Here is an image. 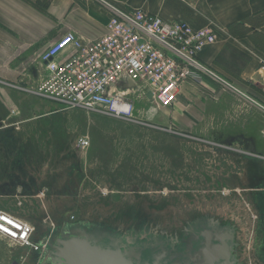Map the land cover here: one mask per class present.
<instances>
[{"label": "crops", "instance_id": "crops-1", "mask_svg": "<svg viewBox=\"0 0 264 264\" xmlns=\"http://www.w3.org/2000/svg\"><path fill=\"white\" fill-rule=\"evenodd\" d=\"M106 1L194 29L212 21L219 29L217 39L200 51V61L264 105L259 71L264 61V0ZM109 16L98 0H0V210L32 224L33 242L45 245L33 250L0 237V264H53V237L77 229L91 232L83 223L92 220L75 215L84 213L82 189L103 183L95 176V162L107 157L109 151L99 136L108 135H116L119 143L126 137L145 138L140 142L149 145L143 156L150 161L148 177H157L158 162L163 160L171 175L185 183L219 185L217 195L230 199L225 210L232 216L229 221L239 246L245 243L250 263L256 258L264 264V159L258 157H264L262 110L209 77L185 79L176 101L154 113L148 112L152 106L148 97L131 95L143 104L134 103L135 114L153 126L140 133L111 134L95 130L92 121L97 113L62 110L24 90L47 76L39 58L50 44L66 33L82 44L98 39ZM71 51L67 47L60 57ZM83 137L89 144L81 148L78 140ZM120 148L117 144L118 152ZM120 155L119 159L126 158L125 152ZM49 216L53 220H46ZM103 239L102 243L109 242ZM256 248L261 250H252Z\"/></svg>", "mask_w": 264, "mask_h": 264}, {"label": "built area", "instance_id": "built-area-1", "mask_svg": "<svg viewBox=\"0 0 264 264\" xmlns=\"http://www.w3.org/2000/svg\"><path fill=\"white\" fill-rule=\"evenodd\" d=\"M98 1L110 11L105 33L86 44L72 33L61 36L40 55L47 76L24 90L56 103L62 110H83L153 126L135 114L131 95L138 93L146 98L151 93L148 112L154 113L176 101L185 79L201 81L202 77H209L264 112L263 104L200 61V51L217 39L219 29L215 23L208 21L194 29L181 21H165L140 8L121 9L106 0ZM67 47L72 51L60 57ZM259 71L264 93V61ZM129 82L134 87H128ZM88 144L87 137L78 140L81 148ZM34 231L32 224L0 210V237L38 250L45 245L33 242Z\"/></svg>", "mask_w": 264, "mask_h": 264}, {"label": "rangeland", "instance_id": "rangeland-1", "mask_svg": "<svg viewBox=\"0 0 264 264\" xmlns=\"http://www.w3.org/2000/svg\"><path fill=\"white\" fill-rule=\"evenodd\" d=\"M134 103L136 107L143 106L136 99ZM93 117L95 130L104 129L103 133L134 134L148 126L98 113ZM139 118L144 120L141 116ZM100 137V144L109 151L105 153L107 157L104 161L95 162V176L103 183L90 184L82 189L81 197L86 199L81 200L84 213L76 214L75 218L101 220L115 227L147 229L149 225L157 224L160 229H166L170 225H181L186 218L196 214L211 213L228 220L232 217L228 209L225 210L229 206V197L217 195L219 185L185 183L177 174L171 175L172 170L166 167L163 160L158 162L157 177H148L146 172L150 161L144 157L149 145L140 142L145 139L142 135L126 137V142L120 143L116 135ZM94 138L98 139L96 136ZM117 144H121L122 152L117 151ZM124 152L126 158L119 159L118 156L121 154L123 157ZM155 179L157 182H151ZM46 220H53V217H46ZM247 252L245 243L241 242L239 258L243 264H253L245 254Z\"/></svg>", "mask_w": 264, "mask_h": 264}, {"label": "flooded vegetation", "instance_id": "flooded-vegetation-1", "mask_svg": "<svg viewBox=\"0 0 264 264\" xmlns=\"http://www.w3.org/2000/svg\"><path fill=\"white\" fill-rule=\"evenodd\" d=\"M62 218L65 220V217ZM81 221L84 220L82 219ZM88 225H90L89 229L91 232L96 234H101V231L105 230L111 237L115 238L117 236L119 244L126 250L141 251L142 261H150L153 255L165 250L167 264H184V262L207 264L205 263L206 251L215 245L221 246V241H223L226 247L231 245L229 255L230 258L235 259L234 264H243L238 256L240 246L236 239L235 227L228 219H222L215 214L202 213L189 216L181 225H170L166 229H160L157 224L149 225L147 229H135L130 226H128L129 228L125 226L115 227L101 220H92L89 223H85L84 221L83 227ZM104 225L117 229L116 235L106 230ZM230 230L232 231V240L229 239ZM56 233L58 234L59 231ZM68 233L65 232L64 234ZM213 250L219 252L217 248ZM252 250L259 251L261 249L256 248ZM218 254L214 257L217 258ZM216 258L212 264H221L223 262L221 256L218 259ZM252 259L254 264H262L256 258Z\"/></svg>", "mask_w": 264, "mask_h": 264}, {"label": "water", "instance_id": "water-1", "mask_svg": "<svg viewBox=\"0 0 264 264\" xmlns=\"http://www.w3.org/2000/svg\"><path fill=\"white\" fill-rule=\"evenodd\" d=\"M151 97V93L147 94ZM2 123H0V127ZM57 238L53 237L51 243V258L53 264H167L165 259L166 251H162L150 261L141 260V251L135 252L133 249L126 250L118 242V239L111 237L106 232L96 234L85 229H77L68 234L59 233ZM109 240L108 243H102L103 238ZM232 231L230 230L229 239L232 240ZM213 246V245H212ZM223 246V247H222ZM219 250L218 254L213 249ZM230 248L225 246L221 241L220 245H215L205 253V263L212 264L214 257L218 254L217 258H223L221 264H234L235 259L230 258ZM179 264V263H174ZM184 264H191V262H184ZM193 264H197L194 262Z\"/></svg>", "mask_w": 264, "mask_h": 264}]
</instances>
